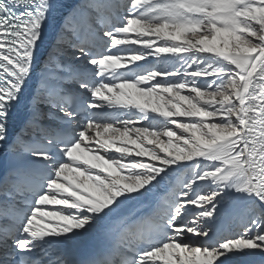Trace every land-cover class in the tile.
I'll use <instances>...</instances> for the list:
<instances>
[{"label": "snow or ice", "instance_id": "obj_1", "mask_svg": "<svg viewBox=\"0 0 264 264\" xmlns=\"http://www.w3.org/2000/svg\"><path fill=\"white\" fill-rule=\"evenodd\" d=\"M89 7L54 29L71 54L49 60L29 94L59 0H0V150L20 177L11 208L0 201V264H81L68 246L94 229L106 243L87 264L264 257V0ZM166 183L163 206L137 216ZM226 203L243 227L217 239Z\"/></svg>", "mask_w": 264, "mask_h": 264}, {"label": "bare ground", "instance_id": "obj_2", "mask_svg": "<svg viewBox=\"0 0 264 264\" xmlns=\"http://www.w3.org/2000/svg\"><path fill=\"white\" fill-rule=\"evenodd\" d=\"M152 1H154V0H152ZM95 2H99V0H61V4L59 5V10L55 15V19L48 26V28L45 32L46 33L45 44L42 46V48L40 50L42 59L38 62L36 71H35L34 76H33L32 83L29 86V94L34 93L36 91V89L38 88L40 77L43 75V68H44L45 64L49 60H53L50 58L51 56L54 55L53 53L50 54V56L45 57V55H46L47 49L51 48V49L56 50L55 45H56L57 41L54 39V29L56 31H59V29L62 28L66 23H70L72 21V14L73 13H78V12L83 11V12H87V13H91L92 15H95V10L89 7L90 4L95 3ZM96 27H97V29H99L100 25L97 24ZM68 34L69 33H66L65 36H66V39L70 41L72 39V37H71V35L69 36ZM188 35H189V38H192V39L198 38V35H195V34L190 33ZM161 43H163V41H161ZM60 47L63 49V51L60 53L56 51L55 56L56 55L58 56V53H59L60 54L59 57L62 60H64L70 56L71 48L68 46L67 43L61 44ZM135 47H140V46L137 45ZM149 59L153 61V66H154V64H155L154 58H149ZM136 63H145V62H136ZM160 66L163 68L166 65L162 63ZM25 104H26V101H25V103H22L19 107L18 116L20 118H17V121H15V123H14V125L10 131V134H9V140L10 141L18 135V133L20 132V129L22 127V119H23V117L27 116V109L25 107ZM144 123H147V122H144ZM81 155H83V154H81ZM13 167H14V161L11 158V156L8 153H6V150H0V179H5L6 181H8V180H16L17 181L19 179V177L11 174V170ZM178 179L179 178H174L173 185L177 182ZM7 191L8 192L10 191L9 187L5 188L4 191L3 190L1 191V189H0V200H6L8 198L7 193H5ZM162 191L169 194L172 191V186H170L166 183L160 191L154 193L151 197H149L144 202V206L139 211L136 212V215L137 216H143L145 211L152 213L157 208V206H156V202L158 201L157 198L162 199L159 197V195ZM168 191H169V193H168ZM2 192H3V194H1ZM161 195H163V194H161ZM16 198H18V196ZM164 198H165V196L163 197V199ZM8 199H10V198H8ZM10 200L11 201H4V202H6L9 205V207L11 208L14 201L12 199H10ZM157 205L159 206L158 203H157ZM190 207L194 208V206H190ZM131 211H135V209H126L124 214H128ZM241 224H243V223H241ZM231 226L235 227L233 229V232H234L235 229L239 228L240 222H238V220H237L236 223H233ZM233 227H231V228H233ZM89 234L91 236L85 235L83 237H80L68 246V250H67V254H66L67 259L80 261L81 264H87V261L92 259V257L95 254V252L93 250H91L92 246L94 243H102L103 233L100 230L94 229ZM113 238L115 239V242H117V243L119 242L115 235L113 236ZM83 255H84V257H80ZM251 259H252L251 261L253 262V264H264V257H262V256L258 255L255 257H251Z\"/></svg>", "mask_w": 264, "mask_h": 264}, {"label": "rangeland", "instance_id": "obj_3", "mask_svg": "<svg viewBox=\"0 0 264 264\" xmlns=\"http://www.w3.org/2000/svg\"><path fill=\"white\" fill-rule=\"evenodd\" d=\"M152 2H155V0L154 1H152ZM69 36L71 35L70 33L68 34ZM55 52H56V50H54V49H47V51H46V55H45V57L46 56H50V54H55ZM60 53V52H59ZM58 53V56L56 55H53V56H51L50 58L51 59H56V60H62L60 57H59V54ZM5 188H4V186H3V188H1V191L2 190H4ZM170 191V190H169ZM169 191H168V193H169ZM1 194H3V192L1 193ZM161 194H163V195H161ZM169 194H167L166 192H164V191H162L161 193H160V195H159V197L160 198H162L163 199V197L165 196V197H167ZM162 196V197H161ZM162 199H158L157 198V200L159 201H157L156 202V206L158 207V205H157V203L159 204V206H163V201H164V199L162 200ZM0 201H11L10 199H6V200H0ZM162 201V202H161ZM192 215V213H189V216H191ZM244 213H243V211H242V209H240V208H236L234 205H232L231 203H226L224 206H223V217H222V220L218 223V225L216 226V228H217V233H218V235H217V239H222V238H227V237H232V236H235V235H237V234H239V232L242 230V227H243V224H241V223H243V221H244ZM238 220V222H240V226H239V228L238 229H235L234 230V232H233V229L235 228V227H233V226H231L233 223H236V221ZM242 221V222H241ZM221 225V226H220ZM231 227H233V228H231ZM237 228V227H236ZM88 236H91L89 233L87 234ZM87 236V237H88ZM200 239H204V238H200ZM246 260H252L251 258H245Z\"/></svg>", "mask_w": 264, "mask_h": 264}]
</instances>
